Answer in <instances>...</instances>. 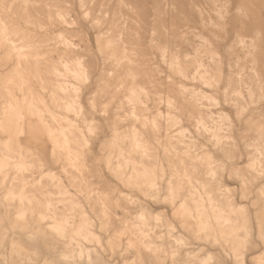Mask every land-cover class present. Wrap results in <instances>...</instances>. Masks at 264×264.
Wrapping results in <instances>:
<instances>
[{
  "label": "rangeland",
  "instance_id": "rangeland-1",
  "mask_svg": "<svg viewBox=\"0 0 264 264\" xmlns=\"http://www.w3.org/2000/svg\"><path fill=\"white\" fill-rule=\"evenodd\" d=\"M23 1L0 0V25L2 24L0 29L4 27L7 30L8 38L10 36L9 39L7 37L2 39L0 36V129L6 130L0 131V162L2 159L1 144L9 141L12 144H9L11 148H16L15 138L12 136L14 125L11 121L7 122L6 117L3 116L8 113L7 104L20 102L23 93L27 90L34 97L39 93L45 100L47 109L51 112L61 117L64 116L63 118H68L71 121H76L84 139L82 137L83 145L79 149L78 169H72L68 163L57 162L56 158L50 154L51 146L47 140V135L44 134V127L39 124V121L37 123L36 117L30 116L25 107L20 109L22 115L24 114L25 123H30L32 130L37 132L39 141L32 145L31 152L26 154V151L23 150L26 159L24 166L28 165L29 167L30 165V167L26 166L24 173L18 174V179L14 178V169L5 170V176L1 175L3 178L0 176V181H4L5 187L11 183L21 184L20 182L23 181L22 184H25V190L28 192L25 196L32 198L33 195H36L35 198H39L40 201L37 199L30 204H33L32 207L34 206L33 211L28 212V220L26 218L25 225L21 224L16 217L19 209L14 202V204L8 202L9 204L6 205L4 200L6 195L4 196V194L7 190L4 186L3 189L0 187V198L2 196V201L0 200V264H138V262L139 264H198L196 257L207 254H210L212 258L207 264H264V143H262L264 138H259L257 134L260 128L262 131L264 129V0L246 2L247 5L252 6L251 11L256 13L254 22L261 33L262 55L258 56V68L263 83H261L260 90L254 91V96H249L245 86L241 85L238 88L241 97L234 92L235 87L228 88L229 81H235L239 72L244 74V70L239 67L240 71L237 69L238 66L235 67L237 61L243 60V54L237 46L236 37L246 33V28L251 27L247 25L249 22H246L244 18L236 17L240 0H191L194 5L190 4V0H175L174 8L170 4L169 6L161 5V7L153 6L155 0H123L124 3L120 6L118 0H87L82 8L79 6V0H27L26 3ZM209 1H215L216 6L212 7ZM204 2L206 5L203 4ZM28 3L29 5H27ZM207 6L210 8L207 9ZM197 9L202 12L204 10V18L198 15ZM217 10L218 12H215ZM57 11L66 12V25H60V21L56 17ZM204 13L207 14H205L206 17ZM214 14H217L216 17ZM112 15L114 19H111ZM112 20L124 23L123 43L117 42L115 47L112 46V49L106 48L107 50H105L104 40L109 36L113 38L117 36V33L113 32L109 25ZM117 27L121 28L122 25H117ZM38 28L39 30H37ZM8 41L13 42V46L16 47L23 43L33 46L32 51H24L28 61L27 65L23 63L20 68L26 80L24 83H20L17 79L16 54L10 51ZM64 42L67 44L70 42L73 44V48L70 47L68 50L66 47L63 48ZM122 48L125 49L130 66L118 67L110 60L112 55L119 56ZM193 52L198 53L194 54ZM229 53L231 54L229 55ZM35 57L43 58L40 66H33L32 60ZM74 57L80 59L87 80L83 78L79 80L80 82H75L68 77L65 78L66 83L64 81V84L66 86H69L67 85L69 83L80 85V101L84 108L83 118L86 119V124L79 120L80 117L68 113L62 106L54 107L49 98V93L57 83L54 75H51L53 74L51 68L56 67L62 70L58 64L59 60L70 61ZM170 57H176L182 64V68L172 66L171 69V66L169 67ZM193 58L204 64L210 60L214 61L215 64L219 63L220 74L216 72L215 67L214 69L212 67L214 71H211L210 75L211 82L212 79L213 82L209 84L210 88L192 78L196 68L195 65H191ZM127 72L136 80L129 81L127 79L123 81ZM178 73L182 76L186 73L185 78L177 75ZM33 74H39L42 77L43 89L37 87L40 85L36 82L37 79L34 78ZM218 75L221 79L218 78ZM215 84L216 87H214ZM119 85L124 86L125 89L121 87L118 89ZM182 86L188 93L185 96L180 93ZM21 88L24 91L22 93ZM126 88L144 89L140 97L141 102H144L142 107L144 109L140 108L142 103L141 105L137 103L134 118L127 114L130 106L125 101ZM192 92L208 99H200L198 101L201 102L200 104L194 102L189 98ZM144 93H148V95ZM254 97H256V101ZM228 101L231 104H227ZM188 103L189 106H187ZM119 104L121 105L119 106ZM191 105H194L192 106L194 110ZM196 108L198 112L203 113L194 112L197 111ZM169 116H171V120H174L171 121ZM219 119L221 120L217 123ZM262 120L263 122H260ZM44 121L48 126L53 125L48 115H45ZM198 121H201L202 125ZM61 122L64 126L68 124L67 121L61 120ZM142 124L146 126H142ZM87 125L93 126L91 133L86 131ZM215 126L217 128H214ZM131 129H135L136 135L142 139L139 136L138 138L143 143L145 142L146 157H143L140 151L127 147L129 142L127 143L125 136ZM181 131L184 134H180ZM114 135L118 138L117 146L113 144ZM19 140L22 143L26 142V138L23 136L18 138ZM118 146L123 151H121L122 157H119ZM127 149L130 150L127 151ZM30 153L31 156L35 155L31 157L29 156ZM148 155L153 159H150ZM169 155L170 157H168ZM124 157L129 158L127 165ZM140 163L143 164V167ZM118 165L122 166L121 176L116 171ZM144 167L145 170H143ZM61 169H65L64 172ZM130 169L132 170L130 171ZM137 170L152 172L151 174L155 176V187L153 186L155 189L148 186V178L145 179L140 175H137L138 181L136 179L133 180L134 182L129 180V183L126 178L133 175L134 171ZM182 171H187L190 174L192 186L198 191L199 184L196 179L206 178L215 200L227 205V211L231 208L235 214L245 215L246 222L244 223L240 216L239 222L247 228L248 236L245 235L244 230H239L237 232L238 241L232 243L229 241L228 230L226 236L215 229L216 243L211 237L205 242L195 239L192 220L186 213L181 214L183 215L181 216L178 212V206L186 197L184 188L178 180L179 177H177L182 175ZM206 171H211V174L204 176ZM50 173L57 178L49 179L46 174L49 175ZM38 177L39 179H37ZM37 181L40 185L36 184ZM168 181H170L169 183L175 193L172 192L171 197L167 191ZM171 181L175 185H172ZM44 186L47 187L44 188ZM48 188L50 189L48 190ZM150 189L153 191L152 193ZM62 190L66 193L64 196L59 194ZM50 191H52L50 196L52 198L48 199L54 205L49 207V211H45L43 209L45 198L43 197L45 192ZM154 191L156 192L155 196ZM201 198L204 200L203 204L206 206L207 213L211 214L212 209L208 207L206 197L201 194ZM56 202L59 206L55 204ZM24 204L26 205L27 202L24 201ZM41 212L46 213L49 217L43 223H39ZM143 213L144 217L141 218L140 215ZM65 216L74 222V225L71 223V225L66 226L68 230L77 229L79 226L76 222L78 221H89L91 225L86 229L99 239V244L95 240L85 242L79 236L70 233L66 235L73 237L72 247L69 246L66 236L59 241L55 240L54 235L47 231V225L57 220L66 219ZM210 218L213 221L212 215ZM13 220L16 223H12ZM186 221L188 222L186 223ZM147 228L150 229L147 230ZM132 234L133 237H131ZM140 234L144 236L141 235L140 237ZM246 236L247 238H245ZM16 237H18L17 240L13 239ZM145 237L146 239H144ZM129 238H131L132 243L137 242V244L134 245L133 243V246H130ZM174 239L181 240V243L180 241L176 243ZM147 242H149L147 245L156 249L155 253H152L153 256L142 245H146ZM77 244L87 248L89 251L86 252L88 253L84 252L78 257L77 253L74 252ZM175 246H178L179 251H176ZM234 249L241 255L239 257L241 261H236L237 258H234ZM173 254L177 255L174 256Z\"/></svg>",
  "mask_w": 264,
  "mask_h": 264
},
{
  "label": "bare ground",
  "instance_id": "bare-ground-1",
  "mask_svg": "<svg viewBox=\"0 0 264 264\" xmlns=\"http://www.w3.org/2000/svg\"><path fill=\"white\" fill-rule=\"evenodd\" d=\"M86 1L87 0H79V6L82 8V6H83V4H84V2L86 3ZM217 1V0H216ZM247 1H249L250 2V0H240V2H239V4H240V6H239V8H238V10H237V13H236V17L238 16V17H241V18H244L245 20H246V22H249V23H247V25H249V26H251L250 28H246V33H243V34H240V35H238L236 38H237V46H238V48H239V50L242 52V54H243V62L241 61V62H236L237 63V65H235V67L236 66H238L237 67V69H239V67L242 69V70H244V74L242 75L240 72L238 73V77L236 78V80L235 81H229V83H228V88H231V87H235V90H234V92L237 94V95H239L240 94V92H239V87L242 85V86H245L244 88H246L245 90H246V92L248 93V95L249 96H254V91L255 90H260V88H261V83H263L262 82V77H261V75H260V73H259V68H258V56H261L262 55V46H261V33H260V30L258 29V27H256L255 25H256V23L254 22L256 19H254V17H255V14L256 13H254V12H252L251 10H252V6H250V5H247ZM252 1H256V0H252ZM24 3H26L27 2V0H24L23 1ZM174 2H175V0H155L154 1V3H153V6H159V7H161V5H166V6H169V4H170V6L172 7V8H174ZM210 3H211V6L212 7H215L216 6V4H215V1H209ZM227 2V1H226ZM124 2H123V0H118V5L120 6V5H122ZM220 3V2H219ZM190 4H192V5H194L193 3H192V1L190 0ZM202 4V3H201ZM203 4H205V2L203 3ZM27 5H29V3L27 4ZM206 5V4H205ZM210 5V4H209ZM22 6V5H21ZM24 7V6H23ZM218 7V6H217ZM217 7H216V9H217ZM195 8V7H194ZM208 8H210V7H208L207 6V9ZM228 8V7H227ZM188 9V8H187ZM191 9V8H190ZM190 9H189V11H190ZM236 9V8H235ZM154 10V9H153ZM170 10V9H169ZM203 10V9H202ZM24 11H25V9H24ZM23 11V12H24ZM158 11V10H157ZM156 11V12H157ZM165 12V11H164ZM172 12H173V10H172ZM203 12H204V10H203ZM203 12L200 10V9H197V13H198V15L200 16V17H203ZM211 12V11H210ZM215 12H218V10L217 11H215ZM229 12V11H228ZM25 13V12H24ZM23 14V13H22ZM21 14V15H22ZM175 14V13H174ZM195 14V13H194ZM206 13H204V15H205ZM212 14V13H211ZM218 14V13H217ZM216 14V15H217ZM24 15V14H23ZM166 15V14H165ZM207 15V14H206ZM206 15H205V17H206ZM215 15V14H214ZM216 15H215V17H216ZM65 16H66V12L65 11H63V13L62 12H59V11H57L56 12V17H57V19H59V21H60V25H62V26H64V25H66V23H67V21L65 20L66 18H65ZM158 16H159V14H158ZM161 16V15H160ZM174 16V15H173ZM230 16V15H229ZM163 17V16H162ZM180 17V16H179ZM214 17V18H215ZM182 18V17H181ZM180 18V19H181ZM204 18V17H203ZM209 18V17H208ZM29 19V18H28ZM111 19H114V16L112 15V17H111ZM157 19V18H156ZM185 19V18H184ZM206 19V18H205ZM219 19H220V17H219ZM183 20V19H182ZM210 20V19H209ZM158 21V20H157ZM183 22V21H182ZM184 22H185V20H184ZM203 22V21H202ZM208 22V21H207ZM210 22V21H209ZM1 23V22H0ZM28 24V23H27ZM208 24H210V23H208ZM2 25V24H1ZM0 25V26H1ZM26 25V24H25ZM31 25H33L32 23H31ZM109 25L112 27V29H113V32H115V33H117V36L116 37H111V36H109L108 38H106L105 40H104V48H105V50H107L106 48H111L112 46H114L117 42H122L123 43V34H125V28L123 27V25H124V23H120L119 21H117V22H114L113 20H112V23H109ZM117 25H122V27L121 28H119V27H117ZM204 25V24H203ZM39 26V25H38ZM45 26H47V25H45ZM161 26V25H160ZM3 27V26H2ZM162 27V26H161ZM228 27V26H227ZM35 28V27H34ZM41 28V27H40ZM163 28V27H162ZM174 29V28H173ZM15 30V29H14ZM37 30H39V28L37 29ZM41 30V29H40ZM24 31V30H23ZM22 31V32H23ZM156 31V30H155ZM165 31V30H164ZM172 31V30H171ZM29 32V31H28ZM167 33H168V30H167ZM19 34V33H18ZM165 34V33H164ZM12 35V34H11ZM23 35V34H22ZM168 35V34H167ZM0 36L2 37V39H5L6 37L8 38V33H7V30L3 27V28H1L0 29ZM181 36V35H180ZM179 36V37H180ZM182 37V36H181ZM9 38H10V36H9ZM8 38V39H9ZM183 38V37H182ZM181 38V39H182ZM235 38V37H234ZM24 39H25V37H24ZM7 40V39H6ZM184 40V39H183ZM187 40V39H186ZM24 41V40H23ZM188 41V40H187ZM186 41V42H187ZM236 41V40H235ZM234 41V42H235ZM9 43H10V45H9V48H10V51H12L13 53H15L16 54V68H17V79H19L18 81L20 82V83H24V82H26V80H25V78L23 77V75H22V72H21V70H20V68L22 67V64L24 63V64H28V61H27V54L24 52L25 50H29V52H30V50L32 51V49H33V46L32 45H28V44H25V43H23L21 46H19V47H16V46H13V42H11V41H8ZM22 43V42H21ZM21 43H18V44H21ZM236 43V42H235ZM1 44H2V42H1ZM4 44V43H3ZM63 44V43H62ZM14 45H16V44H14ZM48 45V44H47ZM68 45V46H67ZM73 44H71L70 42L67 44L66 42H64V47L63 48H65L66 47V49L68 50V48H70V47H72L73 48V46H72ZM122 45V44H121ZM4 46H5V44H4ZM117 46H118V44H117ZM199 46V45H198ZM57 47V46H56ZM115 47V46H114ZM195 47V46H194ZM200 47V46H199ZM8 48V49H9ZM192 48V47H191ZM196 48V47H195ZM228 48V47H227ZM112 49V48H111ZM197 49V48H196ZM233 49V48H232ZM232 49H231V51H232ZM3 50V49H2ZM47 50H48V48H47ZM161 50V49H160ZM193 50V49H192ZM199 50V49H198ZM71 51V50H70ZM195 51V50H194ZM197 51V50H196ZM230 51V52H231ZM164 52H165V49H164ZM214 52V51H213ZM227 52H229V51H227ZM235 52V51H234ZM240 52V53H241ZM47 53V52H46ZM163 53V52H162ZM194 53V52H193ZM195 53H198V52H195ZM194 53V54H195ZM200 53V52H199ZM6 54V53H5ZM164 54V53H163ZM211 54H213L212 52H211ZM215 54V53H214ZM231 53H229V55H230ZM197 55V54H196ZM234 55V54H233ZM175 56V55H174ZM10 57V56H9ZM236 57V56H235ZM238 57V56H237ZM242 57V56H241ZM211 58V57H210ZM233 58V57H232ZM43 59V58H42ZM42 59L40 58L39 59V57H35V59L34 60H32L33 61V66L34 67H37V66H40V64H41V61H42ZM194 59V58H193ZM214 59V58H213ZM239 59V58H238ZM14 60V59H13ZM110 60H112L111 62L115 65V66H125L126 67V65H129L130 64V61H129V58H128V56H127V54L125 53V49L124 48H122V51H121V53L119 54V56H115V55H112L111 57H110ZM215 60H217V59H215ZM50 61V60H49ZM84 61V60H83ZM231 61H232V59H231ZM230 61V62H231ZM15 62V61H14ZM50 62H52V61H50ZM186 62H187V60H186ZM184 63V62H183ZM188 63V62H187ZM233 63V62H232ZM58 64L62 67L61 69L62 70H59V69H57L56 67L55 68H51L52 69V73L53 74H51V75H54V77L56 78L55 80H56V85L55 84H52V85H55V87L53 86V90L49 93V95H50V97L49 96H47V97H49L50 99H51V104L54 106V107H56V108H58V107H60V106H62L63 108H64V110H66V111H68V113L70 112V113H72V114H74V116L75 117H80V119L79 120H81V122H83L84 124H86V119L85 118H83V114H84V108H83V105H82V102L80 101V92H81V88L78 86V84H75V83H69V84H67V85H69V86H66L65 84H64V81H65V78H68V77H70L71 79H72V81L74 80L75 82H80L79 80H81V79H86L87 80V77L85 78V75H84V72H83V66H82V63H81V61H80V59L79 58H77V57H74V58H72L70 61H60L59 60V62H58ZM184 64H186V63H184ZM219 63H216L215 64V62L214 61H212V60H210L207 64H204V63H202L200 60H198V59H194L193 61H192V63H191V65H195V73H194V76L192 77L193 79H196L197 81H199L201 84H203V85H205V87L207 86L208 88H210L209 87V84L210 83H212L213 82V79H212V82H211V75H210V73H211V71H214L213 69H214V67H215V70H216V72H220V65H218ZM54 65V64H53ZM131 65V64H130ZM129 65V66H130ZM181 63H179V61H178V59L176 58V57H170V60H169V67L172 69L173 67H178V68H182L181 67ZM233 65V64H232ZM44 66V65H43ZM56 66V65H55ZM173 66V67H172ZM228 66V65H227ZM212 67H213V69H212ZM221 67H222V65H221ZM114 69H116V68H114ZM175 69V68H174ZM241 69H239L240 71H241ZM35 70V69H34ZM176 70H177V68H176ZM181 70V69H180ZM236 70V69H235ZM238 70V71H239ZM231 71H233V70H231ZM177 72H179V71H177ZM50 73V72H49ZM189 73H190V71H189ZM12 74V73H11ZM14 74V73H13ZM130 73H128L127 72V74H125V76H124V80L123 81H125V80H127V79H129V81H133V79L134 78H132L133 76H130L129 75ZM186 74V73H185ZM185 74H184V76H182L181 74H177V75H181L183 78H185ZM220 74V73H219ZM15 76V75H14ZM33 76H34V78H36L37 79V81L36 82H38L39 83V85L40 86H37V87H40L41 89H43L44 88V86H43V79H42V77L39 75V74H33ZM111 76V75H110ZM229 76H230V74H229ZM232 76V75H231ZM7 77V76H6ZM15 78V77H14ZM218 78L219 79H221L220 78V76L218 75ZM231 78H233V77H231ZM235 78V77H234ZM6 80V79H5ZM13 80H16V79H13ZM134 80H136V79H134ZM84 81V80H83ZM227 81V80H226ZM6 82V81H5ZM10 82V81H9ZM11 83V82H10ZM65 83H66V81H65ZM132 83H134V82H132ZM220 83V82H219ZM9 84V83H8ZM83 84V83H82ZM118 84V83H117ZM121 84V83H120ZM7 85V84H6ZM10 85V84H9ZM14 85V84H13ZM27 85V84H26ZM25 85V86H26ZM227 85V84H226ZM12 86V85H11ZM10 86V87H11ZM15 86H16V84H15ZM263 86V85H262ZM21 87V86H20ZM52 87V86H51ZM115 87V86H114ZM123 88V89H125L124 88V86H121V85H119V87H117L118 89L119 88ZM180 87V86H179ZM178 87V88H179ZM214 87H216V84H215V86ZM16 88H18V87H16ZM24 88V87H23ZM116 88V89H117ZM244 88H243V90H244ZM7 89V88H6ZM113 89V88H112ZM112 89H111V92H112ZM127 89V88H126ZM18 90V89H17ZM229 90V89H228ZM6 91V90H5ZM11 91V90H10ZM19 91V90H18ZM20 91H21V93L22 92H24L23 90H22V88L20 89ZM45 91V90H44ZM117 91V90H116ZM127 92V96H125V98H126V102H127V104H129V106H130V110H129V112L127 113L128 115H131L133 118L135 117V109H136V107L135 106H137L136 104L137 103H139L140 105H141V103H142V105H141V107L138 105V107H140V108H142L143 107V101L141 102V95L143 94V92H144V89L142 90V89H137V88H128L127 90H126ZM232 91V90H231ZM39 92V91H38ZM246 92L244 91V93L246 94ZM261 92H262V90H261ZM10 93V92H9ZM180 93H182V94H184L183 96H185V94L187 95L188 93H187V91H185L184 90V87L182 86V92H180ZM225 93V92H224ZM259 93V92H258ZM39 94V93H38ZM37 94V96L36 97H34L33 96V94L29 91V90H27V91H25L24 93H23V98L20 100V102H18L17 100V103L15 102V100H14V102L15 103H9V104H7V110H8V113L7 114H5V115H3V116H5L6 117V121L8 122V121H11L12 122V124L14 125L13 127H14V134H12V136H14V138H15V147L16 148H11V146L10 145H12L11 143H9V141H5L4 143H3V145L1 144V148H2V156H1V162H0V176L1 175H4V171L5 170H11V169H14V171H15V174H14V178H17L18 177V174H21L22 172L24 173V169H25V167L27 166L28 167V165H26V166H24L25 165V161L24 160H26L25 159V154H23V150H25L26 151V154L28 153V152H31L32 151V148H33V144L34 143H38V136H37V132L34 130H32V126H30L29 124H26L25 123V121H24V114L22 115V113L20 112V109H23V107H25V109H26V111H27V113L30 115V116H34V117H36V119H37V123H38V121H39V124H42V127H44V131H45V133L44 134H46L47 135V140H48V142H49V144H50V154L51 155H53L55 158H56V160H57V162H66V163H68V166L70 167V168H72V169H75L76 170V168L78 167L77 165H78V161H79V155H80V153H79V149L80 148H82V145H83V140H82V137H83V135L80 133V128L77 126V122L76 121H71L70 119H68V118H63V117H61L60 115H57V114H55V113H53V112H51L50 110H48L47 109V106H46V104H45V100H43V98L40 96V94L38 95ZM102 94V93H101ZM145 94V93H144ZM182 94H180V95H182ZM230 94V93H229ZM232 94H234V93H232ZM11 95V94H10ZM9 95V96H10ZM22 95V94H21ZM145 95H148V93H146ZM223 95V94H222ZM231 95V94H230ZM240 96V95H239ZM247 96V95H246ZM256 96V95H255ZM12 97V96H11ZM109 97V96H108ZM144 97H146V96H144ZM230 97H232V96H230ZM241 97V96H240ZM257 97V96H256ZM256 97H254V100L256 101ZM10 98V97H9ZM148 98V97H147ZM184 98V97H183ZM182 98V99H183ZM189 98L191 99V100H193L194 102H198L200 99L202 100L203 98L204 99H208V98H205V97H203V96H201L200 94H198V93H194V92H192V93H190V95H189ZM11 99V98H10ZM141 99V100H140ZM262 99V98H261ZM12 100V99H11ZM163 100V99H162ZM211 100V99H210ZM225 100H226V98H225ZM264 100V99H263ZM91 101V100H90ZM170 101V100H169ZM208 101V100H207ZM230 101V100H229ZM229 101L227 102V104L229 103ZM239 101V100H238ZM49 102V101H48ZM47 102V103H48ZM94 102V101H93ZM120 103H121V101H119ZM147 102V101H146ZM167 102V101H166ZM166 102H165V105H166ZM173 102V101H172ZM172 102H171V104H172ZM231 102V101H230ZM174 103V102H173ZM184 103H186V102H184ZM183 103V104H184ZM199 103V102H198ZM201 103V102H200ZM199 103V104H200ZM235 103V102H234ZM249 103V102H248ZM51 104H49V105H51ZM95 104V103H94ZM146 104V103H145ZM145 104H144V106H145ZM193 104V103H192ZM229 104H231V103H229ZM236 104V103H235ZM121 104H119V106H120ZM167 105H168V103H167ZM187 105V104H186ZM190 104L188 103V105L187 106H189ZM233 105V104H232ZM244 105V104H243ZM118 106V105H117ZM170 106H172V105H170ZM192 106H194V105H191V107ZM231 106V105H230ZM234 106V105H233ZM196 107V106H195ZM232 107V106H231ZM241 107V106H240ZM244 107V106H243ZM242 107V108H243ZM90 108H91V106H90ZM148 108V107H147ZM176 108V107H175ZM198 108V107H197ZM197 108H196V110H197ZM234 108V107H233ZM142 109H144V108H142ZM179 109V108H178ZM192 109H193V107H192ZM244 109V108H243ZM7 110H5L6 112H7ZM54 110V109H53ZM57 110V109H56ZM60 110V109H59ZM176 110V109H175ZM194 110V109H193ZM236 110V109H235ZM245 110H246V107H245ZM61 111V110H60ZM139 111H141V110H139ZM148 111V110H147ZM146 111V112H147ZM177 111V110H176ZM237 111H238V109H237ZM4 112V111H3ZM171 112H173V111H171ZM194 112H197V113H200V112H198V110L197 111H194ZM202 112V111H201ZM236 112V111H235ZM142 113H144V112H142ZM196 113V114H197ZM203 113V112H202ZM202 113H200V114H202ZM238 113V112H237ZM236 113V114H237ZM262 113V112H261ZM71 114V115H72ZM263 114V113H262ZM2 115V114H1ZM45 115H48V117L50 118V120H51V122H52V124L53 125H51V126H48L47 125V123H45V121H44V117H45ZM256 115V114H255ZM29 116V117H30ZM131 116H129V117H131ZM192 117H193V115H191ZM197 116V115H196ZM203 116V115H202ZM131 117V118H132ZM170 117L171 116H169V119H170ZM189 117V116H188ZM201 117V116H200ZM205 117V116H204ZM128 118V117H127ZM137 118V117H136ZM154 118V117H153ZM210 118V117H209ZM258 118V117H257ZM3 119H4V117H3ZM139 119V118H138ZM138 119H137V122H138ZM144 119H147V118H144ZM197 119H199V118H197ZM204 119V118H203ZM208 119V118H207ZM61 120H63L64 122H66L67 121V125H62L61 123ZM143 120V119H142ZM153 120V119H152ZM171 120V119H170ZM174 120V119H173ZM173 120H171V121H173ZM220 120L221 119H219V120H217V123L218 122H220ZM227 120V119H226ZM260 120V119H259ZM145 121V120H144ZM147 121V120H146ZM230 121V120H229ZM210 122V121H209ZM213 122V121H212ZM211 122V123H212ZM259 122V121H258ZM260 122H263V120L262 121H260ZM260 122H259V124H260ZM144 123V122H143ZM198 123L199 124H201L202 125V122L201 121H198ZM215 123V122H214ZM216 123V124H217ZM146 124V123H145ZM196 124H197V121H196ZM204 124V123H203ZM230 124V123H229ZM212 125V124H211ZM211 125H210V127H211ZM218 125V124H217ZM231 125V124H230ZM229 125V126H230ZM9 126V125H8ZM41 126V125H40ZM142 126H146V125H143L142 124ZM152 126V125H151ZM154 126H156V125H154ZM198 126H200V125H198ZM197 126V127H198ZM208 126V125H207ZM260 126V125H259ZM133 127V126H132ZM204 127V126H203ZM6 128V127H5ZM11 128V127H10ZM143 128V127H142ZM214 128H217L216 126L214 127ZM43 129V128H42ZM203 129V128H202ZM0 131H6V130H1L0 129ZM7 131H9V130H7ZM86 131L88 132V133H91L92 131H93V126L92 125H87V128H86ZM130 132L125 136V139L127 140V143L129 142V146H127V147H130L131 149H133V150H138V151H140V153H142L141 155L143 156V157H146V155H147V153H146V147H145V142L143 143V141L141 140L142 138L139 136V138H141V139H139L138 138V136L136 135V133H135V129H131V130H129ZM137 131V130H136ZM196 131V130H195ZM197 131H198V128H197ZM209 131V130H208ZM211 131V130H210ZM214 131V129L212 130V132ZM263 131H264V129H263ZM262 131V128H260V131H257V134H258V136H259V138H264V132ZM199 132V131H198ZM206 132H207V129H206ZM10 133V132H9ZM13 133V132H12ZM138 133V132H137ZM181 133H183L184 134V132H180V134ZM211 133V132H210ZM139 134V133H138ZM179 133H178V135H180ZM141 135V134H140ZM25 137L26 138V142H24V143H22V142H20V140L18 141V138H20V137ZM9 138H11V137H9ZM8 139V138H7ZM83 139H84V137H83ZM11 140V139H10ZM145 141V140H144ZM264 141V140H263ZM11 142V141H10ZM16 143H17V145H16ZM262 143H264V142H262ZM10 144V145H9ZM113 144L115 145V146H117L118 145V138L114 135V137H113ZM14 145V144H13ZM88 145V144H87ZM255 145V144H254ZM264 145V144H263ZM172 146V145H171ZM257 146V145H256ZM119 147V146H118ZM117 147V148H118ZM251 147H253V146H251ZM258 147V146H257ZM260 147V146H259ZM262 147V146H261ZM171 148V147H170ZM264 149V148H263ZM118 150H119V152H120V154H119V157H122L123 156V153H121V149H120V147L118 148ZM128 150H130V149H127V151ZM132 150V151H133ZM83 151V150H82ZM126 151V150H125ZM176 151V150H175ZM174 151V152H175ZM123 152V151H122ZM148 152V151H147ZM168 152H169V149H168ZM168 152H166V153H168ZM183 152H185V151H183ZM82 153V152H81ZM86 153V152H85ZM125 153V152H124ZM170 153V152H169ZM168 153V154H169ZM34 154V153H33ZM126 154V153H125ZM172 154V153H171ZM35 155V154H34ZM33 155V156H34ZM122 155V156H121ZM140 155V154H139ZM140 155V156H141ZM257 155V154H256ZM29 156H31V153H30V155ZM33 156H31V157H33ZM260 156V155H259ZM81 157V156H80ZM148 157H149V155H148ZM154 157V156H153ZM168 157H170V155L168 156ZM167 157V158H168ZM203 157V156H202ZM133 158V157H132ZM150 158V157H149ZM253 158V157H252ZM83 159V158H82ZM150 159H153V158H150ZM183 159V158H182ZM192 159V158H191ZM198 159H200V157L198 158ZM197 159V160H198ZM29 160V159H28ZM195 160V159H194ZM204 160V159H203ZM119 161V160H118ZM124 161H125V164L127 165V161H129V158L128 157H124ZM134 161V160H133ZM153 161V160H152ZM155 161V160H154ZM196 161V160H195ZM200 162L202 161L201 159L199 160ZM199 161H197V162H199ZM85 162V161H84ZM120 162V161H119ZM253 162V161H252ZM130 163V162H129ZM41 164V163H40ZM63 164V163H62ZM131 165H132V163H130ZM134 164V163H133ZM141 165H142V167H143V164L142 163H140ZM251 164V163H250ZM255 164V163H254ZM81 165V164H80ZM153 165V164H152ZM253 165V164H252ZM256 165V164H255ZM255 165H253L254 167H255ZM39 166V165H38ZM40 166H42V164L40 165ZM40 166H39V168H40ZM67 166V167H68ZM82 166V165H81ZM80 166V167H81ZM125 166V165H124ZM130 166V165H129ZM133 166H135V165H133ZM132 166V167H133ZM257 166H259V165H257ZM29 167H30V165H29ZM28 167V168H29ZM65 167V166H64ZM131 167V168H132ZM140 167V166H139ZM154 167V166H153ZM59 169H60V167H58ZM62 168V167H61ZM125 168V167H124ZM127 168V167H126ZM151 168V167H150ZM197 168V167H196ZM201 168V167H200ZM199 168V169H200ZM216 168V167H215ZM248 168V167H247ZM246 168V169H247ZM252 168V167H251ZM65 169H67V168H65ZM64 169V170H65ZM78 169V168H77ZM82 169H83V167H82ZM128 169V168H127ZM160 169V168H159ZM256 169V168H255ZM9 170V171H10ZM29 170V169H28ZM62 170V169H61ZM64 170H62L63 172H64ZM68 170V169H67ZM74 170V171H75ZM115 170V169H114ZM132 169H130V171H131ZM143 170H145V167H144V169ZM182 170H184L183 168H182ZM116 171H117V173L121 176L122 175V166L121 165H118L117 166V169H116ZM138 171V170H137ZM134 171V174L133 175H130L129 177H127L126 179L129 181V180H131V181H133V180H135L136 178H137V175L139 176H141V177H144L145 179H147L148 178V181H147V184H148V186L151 188H154L155 186H154V175L153 174H151L152 172H145V171ZM159 171V170H158ZM247 171V170H246ZM255 171V170H254ZM26 172V171H25ZM29 172V171H28ZM71 172V171H70ZM133 172V171H132ZM249 172V171H248ZM263 172V171H262ZM194 173V172H193ZM259 173V172H258ZM72 174V173H71ZM209 174H211V171H206V172H204V176L205 175H209ZM241 174V173H240ZM256 174V173H255ZM24 175V174H23ZM23 175H21V176H23ZM64 175V174H63ZM66 175V174H65ZM81 175H82V173H81ZM124 175V174H123ZM239 175V174H238ZM5 176V175H4ZM42 176V175H41ZM46 176H49V179L51 178V180L52 179H56L57 177H55V175H53V174H46ZM46 176H43V177H46ZM67 176V175H66ZM65 176V177H66ZM69 176L71 177V175L69 174ZM74 176V175H73ZM2 178H3V176H1ZM13 177V176H12ZM26 177V176H25ZM24 177V178H25ZM68 177V176H67ZM140 177V178H141ZM177 177H179V182L181 183V185L183 186V188H184V191H185V193H186V197H185V199L183 200V201H181V203H180V205L178 206V212L180 213V215L181 214H185L186 213V215L187 216H189V218L192 220V223H193V226H194V234H195V239H197V240H199V241H203V242H205L209 237H211L212 239H213V241L216 243V231H215V229H217L218 230V232H220V234H225L226 236H227V230H228V232H229V241H231L232 243L233 242H236V241H238V236H237V232L239 231V230H244V233H245V235H247V228H245L244 226H242L241 224H240V222H239V216L240 217H242V221L245 223L246 222V217H245V215H243V214H241V215H237V214H235L232 210H231V208L230 209H228V211H227V205H224L223 203H221V202H218L217 200H215L214 198H213V196H212V193L210 192V189H209V184H208V181L206 180V178H203V179H196V181H197V183L199 184V191H201L202 193L201 194H203L205 197H206V200L208 201V207H210L211 209H212V213L210 214V213H207V210H206V206L203 204L204 203V200L201 198V194H200V192L197 190V189H195V188H193V186H192V181H191V177H190V174L187 172V171H182V175H178ZM243 177V176H242ZM19 178H22V177H19ZM23 178V179H24ZM27 178V177H26ZM25 178V179H26ZM82 178V177H81ZM160 178H162V177H160ZM6 179H8V178H6ZM18 179V178H17ZM16 179V180H17ZM37 179H39V177L37 178ZM42 179V178H41ZM44 179V178H43ZM243 179V178H242ZM5 180V179H4ZM29 180V179H28ZM123 180V179H122ZM126 180V181H127ZM137 180V179H136ZM144 180V179H143ZM172 180V179H171ZM177 180V179H176ZM245 180V179H244ZM11 181V180H10ZM27 181V180H26ZM56 181V180H55ZM54 181V182H55ZM73 181V180H72ZM79 181V180H78ZM81 181H83V180H81ZM138 181V180H137ZM142 181V180H141ZM246 181V180H245ZM14 182V181H13ZM17 182H19V181H17ZM40 182V181H39ZM69 182V181H68ZM124 182H125V180H124ZM134 182V181H133ZM157 182V181H156ZM170 181H168V187H167V191H168V194H169V196L171 197L172 196V192H173V188H172V186H171V184L169 183ZM172 182V181H171ZM174 182H175V180H174ZM242 182V181H241ZM21 184H15V183H11L10 185H8V186H4L5 184H4V181H0V187H2V189H3V186L6 188V190H7V192L4 194V196L6 195V197H4V200H5V202H6V205H7V203L8 202H10V204L11 203H15V205H16V207L19 209V211H18V214H17V220H18V222L19 223H21V224H24L25 225V223H26V218H27V216H28V212H30L31 210H32V208L34 207H32V205H30L31 203H33V201L35 200V201H37V199L39 200V198H35V196L36 195H33L34 197H32V198H30L29 196H25V194L26 193H28L27 192V190H25L26 188H25V184H22L23 183V181L22 182H20ZM36 183V182H35ZM35 183H34V187L36 186L35 185ZM47 183V182H46ZM53 183V182H52ZM80 183V182H79ZM78 183V184H79ZM129 183H130V181H129ZM135 183H137V182H135ZM176 183V182H175ZM36 184H39L38 183V181H37V183ZM81 184V183H80ZM127 184V183H126ZM132 184V183H131ZM174 183L172 182V185H173ZM242 184V183H241ZM40 185V184H39ZM39 185H37V186H39ZM136 185V184H135ZM167 185V184H166ZM175 185V184H174ZM246 185V184H245ZM244 185V186H245ZM28 186H29V183H28ZM73 186V185H72ZM147 186V187H148ZM154 186V187H153ZM156 186H157V184H156ZM182 186H181V188H182ZM26 187H27V185H26ZM31 187V186H30ZM40 187V186H39ZM45 187H47V186H44V188ZM136 187V186H135ZM165 187V186H164ZM178 187V186H177ZM31 188H33V186L31 187ZM30 188V189H31ZM72 188H74V187H72ZM176 187L174 186V189H175ZM245 188V187H244ZM1 189V190H2ZM42 189V188H41ZM50 188H48V190H49ZM76 189V188H75ZM77 189H78V187H77ZM76 189V190H77ZM82 189V188H81ZM81 189H79V190H81ZM155 189V188H154ZM179 189H180V186H179ZM148 191H149V188L147 189ZM178 190V189H177ZM246 190V189H245ZM31 191V190H30ZM147 191V192H148ZM150 191H151V189H150ZM3 192V191H2ZM146 192V193H147ZM153 191H151V193H152ZM155 192V191H154ZM158 192V191H157ZM244 192V191H243ZM51 193H52V191H50V192H45V194H44V197L43 198H45V202L43 203V209H45V211H49V207H51L52 205H54V204H51V202H50V199H48V198H52V197H50L51 196ZM56 193V192H55ZM82 193V192H81ZM174 193V192H173ZM3 194V193H2ZM32 194V193H31ZM60 195H65L66 193L62 190V191H60V193H59ZM155 194H156V192L154 193V196H155ZM175 194V193H174ZM174 194H173V196H174ZM28 195V194H27ZM42 195V194H41ZM58 195V194H57ZM152 195V194H151ZM157 196H158V194H157ZM40 197V196H39ZM1 198H2V196H1ZM0 198V200L2 201V199ZM167 199V198H166ZM171 199V198H170ZM172 200V199H171ZM24 201H26L27 202V204L25 205L24 204ZM40 201V200H39ZM59 202V201H58ZM58 202H56L55 204H57ZM13 203V204H14ZM42 203V202H41ZM170 203V202H169ZM9 204V203H8ZM171 204H172V202H171ZM2 205H4L3 203H2ZM1 205V206H2ZM38 205V204H37ZM58 205V204H57ZM5 206V205H4ZM11 206V208H12V205H10ZM40 206H42L41 204H40ZM59 206V205H58ZM71 206H74V205H71ZM7 207V206H6ZM53 207V206H52ZM17 208H16V210H17ZM38 208H39V206H38ZM42 208V207H41ZM40 208V209H41ZM58 208V207H57ZM7 209H9L8 207H7ZM35 209H36V207H35ZM39 209V210H40ZM5 210V209H4ZM15 210V209H14ZM71 211H72V209H70ZM8 211V210H7ZM33 211V210H32ZM58 211V210H57ZM8 213V212H7ZM16 213V212H15ZM42 213V212H41ZM57 213V212H56ZM34 214V213H33ZM36 214V213H35ZM34 214V215H35ZM139 215V214H138ZM137 215V216H138ZM212 215V217H213V221L211 220V218H210V216ZM62 216V215H61ZM155 216V215H154ZM181 216H183V215H181ZM67 216H65V218H66ZM140 217L141 218H143L144 217V213L143 214H141L140 215ZM153 217V216H152ZM13 218V217H12ZM11 218V219H12ZM15 218V217H14ZM34 218V217H33ZM49 217H48V215L46 214V213H42V214H40V218H39V223H43V222H45L47 219H48ZM54 218H55V216H54ZM11 219H10V222H11ZM71 219V218H70ZM70 219H69V217L68 218H66V219H62V220H60V221H54V223H52V224H48L47 225V227H48V232H51L54 236H53V238L55 239V240H57V241H59V239H61V238H63L64 239V237L66 236V238H67V242H68V244H69V246H71V243L72 242H74V239H73V237L71 236V235H66V234H68V233H70V234H73V235H76V236H79L82 240H84L85 242L86 241H91V240H95L96 242H98V244H99V239H97V237L94 235V234H92V233H90L89 231H88V229H86L88 226H90L91 225V223L88 221V222H86V221H78V222H76L77 223V225L79 226L77 229H73V230H68V229H66V226H68V225H71V223H73V225H74V222L73 221H70ZM83 219V218H82ZM179 219H181V218H179ZM27 220H28V218H27ZM31 220H32V217H31ZM36 220V219H35ZM34 220V221H35ZM84 220H86V219H84ZM141 220H143V219H141ZM141 220H139V222L141 221ZM264 220V219H263ZM189 221V220H188ZM188 221H186V223L188 222ZM157 222V221H156ZM12 223H16V222H14V220H13V222ZM29 223V222H28ZM27 223V224H28ZM36 223V222H35ZM141 223V222H140ZM140 223H139V225H140ZM261 224L263 223V222H260ZM10 224V223H9ZM18 224V223H17ZM17 224H16V226H17ZM136 224V223H135ZM157 224V223H156ZM13 225V224H12ZM39 225V224H38ZM72 225V226H73ZM137 225V224H136ZM141 225H143V223H141ZM154 225V224H153ZM258 225V224H257ZM11 226V225H10ZM16 226H13V227H15V228H17ZM31 226H32V224H31ZM40 226V225H39ZM170 226V225H169ZM186 226V225H185ZM27 227V226H26ZM29 227V226H28ZM47 227H45V228H47ZM134 227V226H133ZM138 227V226H137ZM152 227V226H151ZM30 228V227H29ZM37 228H38V226H37ZM36 228V229H37ZM156 228V227H155ZM184 228V227H183ZM187 228V227H186ZM18 229V228H17ZM22 229H23V227L21 228V231H22ZM44 229V228H43ZM148 229H150V228H147V230ZM190 229V228H189ZM12 230H13V228H12ZM11 230V231H12ZM20 230V229H19ZM31 230H32V228H31ZM33 230H35V229H33ZM145 230V229H144ZM173 230H174V228H173ZM186 230V229H185ZM187 230H188V228H187ZM38 231H39V229H38ZM44 231V230H43ZM130 231V233H131V230H129ZM133 231V230H132ZM249 231V230H248ZM15 232V231H14ZM13 232V233H14ZM34 232H36V231H34ZM152 232V231H151ZM17 233V232H16ZM145 233V232H144ZM146 233H148L147 231H146ZM168 233V232H167ZM193 233V232H192ZM191 233V234H192ZM18 234H19V231H18ZM27 234V233H26ZM34 234V233H33ZM36 234V233H35ZM46 234H47V232H46ZM46 234H45V236H46ZM50 234V233H49ZM170 234V233H169ZM23 235V234H22ZM141 235L142 236H144L143 234H140V237H141ZM244 235V234H243ZM7 236H9V235H7ZM14 236V235H13ZM21 236V235H20ZM36 236V235H35ZM135 237H136V235H134ZM139 236V235H138ZM137 236V237H138ZM173 236V235H172ZM248 236V235H247ZM247 236L245 237V238H247ZM10 237V236H9ZM47 237H48V234H47ZM46 237V238H47ZM50 238H51V236H49ZM131 237H133V234H132V236ZM134 237V238H135ZM139 237V238H140ZM194 237V236H193ZM17 238L18 237H16V238H13V239H16L17 240ZM25 238V237H24ZM30 238V237H29ZM32 238V237H31ZM49 238V239H50ZM169 238H170V236H169ZM21 239V238H20ZM33 239V238H32ZM48 239V240H49ZM136 239V238H135ZM141 239V238H140ZM144 239H146V237L144 238ZM144 239H143V241H144ZM171 239H173V238H171ZM27 240V239H26ZM54 240V241H55ZM137 240V239H136ZM139 240V239H138ZM175 240V242L176 243H179V241H180V243H181V240H179V239H174ZM23 241H25V240H23ZM83 241V242H84ZM143 241H141V242H143ZM183 241V240H182ZM11 242V241H10ZM14 242V241H13ZM27 242V241H26ZM51 242V241H50ZM56 242V241H55ZM66 242V243H67ZM92 242V241H91ZM226 243H227V240L225 241ZM56 243H58V242H56ZM65 243V242H64ZM128 243H129V245L130 246H133V243H132V240H131V238H129V240H128ZM136 244H137V242H135ZM135 243H134V245H135ZM140 243V242H139ZM149 242H147L146 243V245L145 244H142V245H144V249H146V251H149V252H151V255L153 256V254L152 253H155V248H152L150 245H147ZM185 243V242H184ZM62 244V243H61ZM170 244H172L173 245V243H170ZM223 244V243H222ZM15 245V244H14ZM13 245V246H14ZM18 245V244H17ZM63 245V244H62ZM65 245V244H64ZM67 245V244H66ZM156 245V244H155ZM179 245V244H178ZM236 245V244H235ZM238 245V244H237ZM106 246V245H105ZM138 247H139V245H137ZM171 246V245H170ZM169 246V247H170ZM180 246V245H179ZM186 246V245H185ZM72 247V246H71ZM155 247V246H154ZM176 247V251H179V249L177 248L178 246H175ZM239 247H240V245H239ZM70 248V247H69ZM134 248V247H133ZM141 248H143L142 246H141ZM168 248V247H167ZM232 248H233V245H232ZM76 250L74 251L75 253H77L76 255L79 257V256H81L82 255V253H84V252H86V251H89L87 248H84L83 246H81L80 244H77L76 245V248H75ZM135 249H136V246H135ZM139 249V248H138ZM170 249V248H169ZM236 249V248H235ZM234 249V253H233V256H234V258L236 259L237 258V260L236 261H241L240 259H239V257L241 256L240 254H238V251L237 250H235ZM143 250V249H142ZM172 250H174L173 248H172ZM158 251V250H157ZM160 251V250H159ZM169 251H171V250H169ZM175 251V250H174ZM164 252V251H163ZM73 253V252H72ZM86 253H88V252H86ZM141 254V253H140ZM165 254V253H164ZM178 254V253H177ZM176 254V255H177ZM191 254H192V252H191ZM85 255H87V254H85ZM174 255V254H173ZM172 255V256H173ZM176 255H174V256H176ZM188 255H189V253H188ZM195 255V254H194ZM134 256H135V254H134ZM139 256V255H138ZM156 256V255H155ZM171 256V257H172ZM192 257H193V255H192ZM191 257V258H192ZM136 258V257H135ZM153 259H154V257H152ZM190 258V259H191ZM233 258V257H232ZM138 259V258H137ZM169 259H170V257H169ZM174 259H176V258H174ZM195 259V258H194ZM196 259L198 260V264H207L212 258H211V256H210V254H207V255H203V256H200L199 255V257H196ZM195 259V260H196ZM192 261H194V260H192ZM135 262V261H134ZM172 263V262H171ZM175 263H177V262H175ZM135 264V263H134ZM138 264H139V262H138ZM174 264V263H173Z\"/></svg>",
  "mask_w": 264,
  "mask_h": 264
}]
</instances>
